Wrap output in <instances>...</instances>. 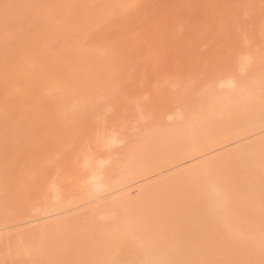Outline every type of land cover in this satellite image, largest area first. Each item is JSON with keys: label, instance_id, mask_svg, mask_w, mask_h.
Returning <instances> with one entry per match:
<instances>
[{"label": "rangeland", "instance_id": "rangeland-1", "mask_svg": "<svg viewBox=\"0 0 264 264\" xmlns=\"http://www.w3.org/2000/svg\"><path fill=\"white\" fill-rule=\"evenodd\" d=\"M34 1L0 0V264H264V153L154 188L264 130L145 171L264 115V0Z\"/></svg>", "mask_w": 264, "mask_h": 264}, {"label": "bare ground", "instance_id": "bare-ground-1", "mask_svg": "<svg viewBox=\"0 0 264 264\" xmlns=\"http://www.w3.org/2000/svg\"><path fill=\"white\" fill-rule=\"evenodd\" d=\"M38 1V0H37ZM37 1H34V2H37ZM38 3V2H37ZM7 16V13H4V16ZM12 42V41H11ZM31 42H29V40L28 41H22V40H20V41H13L12 42V44L13 45H16V46H19L20 47V49H26V48H30V44ZM10 80H12V81H17V82H21V79H18V78H10ZM233 83H235V82H232V81H230V82H228L227 84H229V85H234ZM235 86V85H234ZM238 94V93H237ZM214 95V94H213ZM234 98H235V96L234 95H232ZM229 97V96H228ZM238 98V97H237ZM243 99V98H242ZM209 100V99H208ZM229 100V99H228ZM245 100V99H244ZM218 102V101H217ZM222 102V101H221ZM224 102V101H223ZM206 103V102H205ZM212 105L215 107V105L212 103ZM211 105V106H212ZM223 105H224V103H223ZM203 106V105H202ZM219 106H221L222 107V105H219ZM243 107H245V106H243ZM200 108V107H199ZM215 108H217V106L215 107ZM214 108V109H215ZM220 109V108H219ZM222 109H224V108H222ZM222 109H220L221 111H222ZM246 108H244V110H245ZM204 110V109H203ZM243 110V111H244ZM201 111V110H200ZM211 111V110H210ZM215 111V110H214ZM224 112V111H223ZM244 112H246V111H244ZM0 113H3V112H0ZM4 113H6V111H4ZM3 113V114H4ZM244 114V113H243ZM247 114V113H246ZM203 115V114H202ZM212 116V115H211ZM245 116V115H244ZM8 117H9V114H5V115H2V116H0V156H4V155H8L7 154V152L9 153V147H11V139H10V131L8 132V131H6V126H5V123H6V121H8ZM15 119V118H14ZM13 119V120H14ZM19 119V118H18ZM16 120V119H15ZM247 119H245V122H243V124H241V126L240 127H237L236 129H231L229 132L227 131V132H225V133H223V132H220V133H222L221 135H216L215 134V136L214 137H211V138H208L207 140H204V142H201V143H199V144H197L196 145V143H194V145L193 146H191V147H184V146H181V148H180V146H179V148L178 149H175V150H173L172 152H170V154H168L165 158H164V160H163V162L162 163H160L159 165H157V164H155V165H157L155 168H153V169H151L150 168V170H145L146 172H148L147 174H146V176H148V174L152 171H154V172H160V170H165V169H167V168H171V167H173V166H176V165H178V164H180V163H182V162H184V161H186V160H188V159H190V158H195V157H198V156H202V155H204V154H209L210 152H212L213 150H216L217 148H219V147H221V146H223V145H226V144H230L231 142H237V141H239L240 139H242V138H245V137H248V136H250V135H253V134H256V133H258V132H262L263 130H264V115H261V116H258V117H256V118H253V119H249V120H247ZM18 121V120H17ZM16 121V122H17ZM10 130V129H9ZM227 130V129H226ZM9 133V134H8ZM168 136V135H167ZM253 141H255V140H253ZM174 143H176V142H174ZM173 144V143H172ZM183 147V148H182ZM237 149H239V150H234L233 152H229V153H226L225 155H221V156H218V157H216V158H211V159H207V160H205L203 163H200V164H198V165H196V166H193V167H191V168H189V169H185V171H182L181 173H179V174H177V175H175L176 177H170V178H168V181H167V179L163 182V184L161 185L160 184V186L161 187H159V185H157V186H155L154 188L156 189V191H159V190H161V188H165L166 189V187H167V185H168V187H171L172 186V188H174L173 187V185H174V182H176L175 184H177L178 183V185L180 184V182L182 181H184V179H187V181L185 180V184L186 185H188V183H191V182H189V180H192L193 178L194 179H196V178H198L199 176L201 177L202 175H203V177H204V174H206V173H208V174H213V173H211L210 171H213V172H215L214 174H217L216 172H220V171H215V170H217V169H219V168H221V167H224V165L223 164H225V165H227L228 163H230V166H231V160H233V161H235L236 159H238V157H240V156H242V158H243V156H247V157H250L249 155L250 154H252V156L251 157H253V154H254V156H255V154L257 153V151L259 152V153H257V154H259L260 155V153H264V137L263 138H261V139H259V140H256L254 143L252 142V144L250 143V145H249V143L247 144V145H245V147H240V148H237ZM9 150V151H8ZM213 153V152H212ZM248 154V155H247ZM263 155V154H262ZM262 155H261V157H262ZM245 156V157H246ZM264 156V155H263ZM6 156H4L3 158H5ZM87 157V156H86ZM246 157V158H247ZM260 157V158H261ZM84 159H86V158H84ZM88 159V158H87ZM92 159V158H91ZM235 159V160H234ZM248 159V158H247ZM89 160V159H88ZM104 160V159H103ZM99 161V164L101 165V167H102V165H104V161ZM257 160V159H256ZM238 161V160H237ZM237 161H235L236 162V164H238L237 163ZM234 162V163H235ZM90 162H88V164H89ZM242 163V162H241ZM241 163L239 164V165H241ZM257 163V162H256ZM87 164V163H86ZM92 164V166H93V163H91ZM249 164V163H248ZM85 165V164H84ZM154 165V166H155ZM233 165V164H232ZM230 166H229V168H230ZM238 166V165H237ZM86 167V166H85ZM89 167V166H88ZM226 168L228 167V166H225ZM224 167V168H225ZM246 167V166H245ZM248 167V166H247ZM246 167V168H247ZM225 168V169H226ZM233 168V167H232ZM241 168V167H240ZM141 169V168H140ZM143 169V168H142ZM149 169V168H148ZM222 169L223 168H221L220 170L222 171ZM235 169V168H234ZM134 170H137V169H134ZM231 170H233V169H231ZM138 171V170H137ZM224 171H226V170H224ZM224 171H222V175H224L225 173H224ZM229 171V170H228ZM158 172V173H159ZM210 172V173H209ZM97 173V172H96ZM136 173V172H135ZM135 173H133V170H132V172H131V174H135ZM140 173V174H139ZM145 172H143V171H138L135 175H134V178L132 177L133 175H129V179L131 180H129L128 178H126V182L127 181H130V183L131 182H133L134 180L133 179H135V177H137L138 176V178L140 177V176H142V175H145L144 174ZM245 173H246V171H245ZM139 174V175H138ZM151 174V173H150ZM91 175H93V174H91ZM90 175V176H91ZM128 175H126V177L128 176ZM217 175H219V174H217ZM216 175V176H217ZM99 175L98 174H94L92 177H91V185H93L92 187H95V189L97 188V190H98V188H101L102 189V187H103V184H105V182L103 183L99 178L100 177H98ZM102 176V175H101ZM206 176H207V174L205 175V177L204 178H206ZM209 176V175H208ZM215 176V175H214ZM200 177H199V179H200ZM224 177V176H223ZM222 177V178H223ZM137 178V179H138ZM142 178V177H141ZM140 178V179H141ZM145 178V176L142 178V179H144ZM220 176H219V178H217L218 179V181L220 180ZM137 179L135 180V181H137ZM169 179H170V181H169ZM189 179V180H188ZM193 179V180H194ZM199 179H196V182L197 181H199ZM224 179V178H223ZM103 180V179H102ZM133 180V181H132ZM178 180H180V182H178ZM202 180V179H201ZM200 180V181H201ZM215 180V179H214ZM89 181V180H88ZM199 181V182H200ZM203 181H205V179L203 180ZM166 182V183H165ZM181 182V183H182ZM202 182V181H201ZM220 182V181H219ZM122 183V182H121ZM125 183V182H124ZM170 183V184H169ZM167 184V185H166ZM193 184V183H192ZM171 185V186H170ZM196 185V184H195ZM162 186H164V187H162ZM175 186H177V185H175ZM183 186V185H182ZM202 186V185H201ZM159 187V189H157V188ZM167 187V188H168ZM196 187H198V185L196 186ZM177 188V187H176ZM199 188V187H198ZM201 188V187H200ZM140 192H142V193H140ZM140 192H137L136 194L135 193H133V194H135L136 196L135 197H133V195H129V196H127L126 198H124L123 200H120L121 201V203H119L118 202V206H120L121 204H127V203H132V201L134 202V201H138V199H140V198H142L143 197V195H144V193H145V195H144V197H146L147 195H146V192H144V191H140ZM144 192V193H143ZM155 192V191H154ZM160 192V191H159ZM158 192V193H159ZM172 193H174V192H172ZM179 193V192H178ZM175 194V193H174ZM177 194V193H176ZM181 195V194H180ZM183 195V194H182ZM138 196H140V197H138ZM128 197H130V198H128ZM168 197H169V195H168ZM173 197H176V196H173ZM178 197V196H177ZM136 198V199H135ZM144 199V198H143ZM175 199V198H174ZM128 200V201H127ZM124 202V203H123ZM190 202V201H189ZM111 204H114V203H111ZM116 204H117V202H116ZM120 204V205H119ZM109 206H111L110 204H109ZM116 206V205H115ZM127 206V205H126ZM122 207V206H121ZM114 210V209H113ZM118 210H120V208L118 209ZM125 210V209H124ZM116 211V210H115ZM117 212V211H116ZM118 213H119V211H118ZM121 213V212H120ZM128 222V221H127ZM131 222V221H130ZM125 225H127V224H124V222H123V227L125 226ZM125 229H127V228H125ZM131 229V228H130ZM150 256H152L153 257V255H150ZM151 258V257H150ZM150 258H149V260H150ZM165 258V257H164ZM160 259H161V257H160ZM148 260V261H149ZM153 260H151V262H152ZM157 261V260H156ZM165 261V260H164ZM163 262V261H162ZM158 264V262H155V264ZM166 263V262H165ZM152 264H154V263H152ZM159 264H162V263H159ZM166 264H169V263H166Z\"/></svg>", "mask_w": 264, "mask_h": 264}]
</instances>
